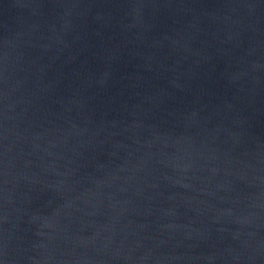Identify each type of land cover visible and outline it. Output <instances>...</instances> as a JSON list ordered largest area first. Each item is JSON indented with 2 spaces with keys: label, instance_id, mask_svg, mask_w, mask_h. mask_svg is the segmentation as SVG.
<instances>
[{
  "label": "water",
  "instance_id": "95a60500",
  "mask_svg": "<svg viewBox=\"0 0 264 264\" xmlns=\"http://www.w3.org/2000/svg\"><path fill=\"white\" fill-rule=\"evenodd\" d=\"M0 264H264V0H0Z\"/></svg>",
  "mask_w": 264,
  "mask_h": 264
}]
</instances>
